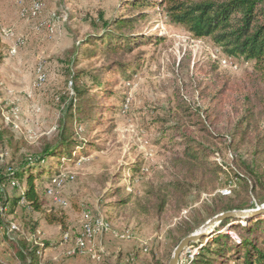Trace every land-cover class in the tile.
Wrapping results in <instances>:
<instances>
[{"label":"rangeland","instance_id":"1","mask_svg":"<svg viewBox=\"0 0 264 264\" xmlns=\"http://www.w3.org/2000/svg\"><path fill=\"white\" fill-rule=\"evenodd\" d=\"M34 2L41 4L36 15L31 13ZM125 2L0 0L3 174L6 168L20 166L43 138L56 133L61 112L75 102L76 82L88 94L104 88L109 93L100 101L102 108L91 128L87 129L85 120L74 124L76 146L71 155L65 151L29 171L41 189L52 175L62 174L55 188L61 202L43 195L44 210L34 211L30 205L18 202L19 194L26 189V175L18 179L16 187L9 179H2L0 202L4 200L5 205L0 203V225L14 221L20 228L15 232L4 229L0 242V262L4 264L17 262V243L11 240L14 234L19 233L26 242L25 236L36 231L42 242L52 243L40 259L43 264H168L176 247L171 229L208 196L191 191L186 201L176 202L171 197L172 181L183 184L181 191L191 188L187 184H196L197 174L191 172L192 160L185 154L181 140L187 136L217 144L220 152L214 160L218 163L240 155L250 159L254 152L250 143H261L246 137L245 144L238 146L239 136L233 133L244 98L250 95L256 106H263L250 84L255 78L252 64L235 57L236 67L234 63H223L227 55L220 48L208 38H192L156 6L145 8L148 15L135 24L134 30L142 32L145 39L131 52L106 55L97 51L91 57L83 53L89 46L85 45L86 36L102 23L100 15L110 20L138 11H127ZM117 62L126 64L124 68L129 70H105L116 67ZM223 87L224 93L215 98ZM209 113L212 115L206 118ZM80 142L85 145L80 147ZM134 162H138L137 172L130 169ZM116 186L121 187L119 196L112 197L109 193ZM234 188L229 181H219L216 192L230 195ZM164 196L167 204L157 214L154 205ZM123 198H128L126 205H112ZM185 202L190 206L180 207ZM85 210L104 216L113 229L131 234L126 240L107 234L98 236L93 247L104 256L103 260L89 254H67L80 231ZM49 212L64 219L66 227L48 223L45 215ZM199 213L204 216V212ZM217 228L237 239L234 230L220 223L209 234ZM66 233L68 239L63 240ZM198 251L199 245L190 243L181 253L179 264H189Z\"/></svg>","mask_w":264,"mask_h":264},{"label":"trees","instance_id":"2","mask_svg":"<svg viewBox=\"0 0 264 264\" xmlns=\"http://www.w3.org/2000/svg\"><path fill=\"white\" fill-rule=\"evenodd\" d=\"M125 6L127 11L133 9L138 11L134 14L116 16L110 20H104L100 15L101 25L93 24L96 27L92 30L96 32L86 36L85 45L89 46L83 49L87 57L93 56L97 51L106 55L131 52L141 43L140 41L145 39L142 32L134 30L135 24L148 15L145 8L156 6L171 22L181 26L192 38H208L224 54L250 62L255 72V78L250 84L256 91L254 95L263 100L261 101L263 106L259 107L253 103L250 95L243 99L242 112L233 131L236 137L239 136L238 146L245 144L243 140L246 137L250 141L255 139L261 142L250 143L254 150L250 159L240 155L238 159L232 157L230 162L218 163L214 160L220 152L217 144L196 141L187 136L181 140L185 154L192 160L191 172L197 174L196 184H187L191 188L181 191L183 184L172 181L169 183L173 191L171 197L179 202L185 200L191 191H196L198 195L205 192L208 196L201 201L200 207L191 208L190 214L181 218L171 229L170 233L176 246L182 238L194 233L202 224L219 213L254 208L264 203V165L262 164L264 161V0H126ZM79 51L77 50L76 53L78 54ZM114 65L117 66L107 67L105 70L125 71L126 69L124 68L126 64L117 62ZM126 70L128 71L129 68ZM97 77L94 76L96 79ZM74 88L75 102H71L61 112L56 133L49 138H43L41 145L26 155L20 166L13 167L12 172L6 168L3 174L0 170V190L4 188V183L1 184L2 179L4 182H8V179L9 182L11 179L18 182L19 178L26 175V189L19 194V198H24V204L20 205H30L34 211L44 210L43 195L47 196V194L45 185L41 189L34 182L36 176L29 171L39 169L50 157L59 158L65 151L71 155L76 146L74 124L85 120L87 129L91 128L102 108L100 101L109 95L107 88L95 90L91 94H88L86 88H81L77 82ZM224 91L225 87L218 90L215 98L221 96ZM205 111L207 110L203 112ZM197 113L200 112L197 110ZM210 115L212 114L209 113L205 117L208 118ZM79 145L83 147L85 143L80 142ZM138 168V162H134L130 167L132 172H137ZM57 173L58 171L55 174ZM219 181L232 183L235 187L232 194L216 192ZM120 188L116 186L109 194L112 197L119 196ZM159 199L154 205L157 214H160L167 204L165 196ZM196 201H199L198 196ZM127 202L128 198H123L112 202V205L124 206ZM0 203L1 206L5 205L4 200ZM189 206L190 204L185 202L180 207ZM199 212H204V216H200ZM263 215L223 219L220 225L234 230L237 239L232 238L229 233H220L217 228L213 235L202 236L198 243L191 242L199 245V251L189 264H227L228 262L264 264ZM45 219L48 223L58 222L62 228L66 227L64 219L51 212L45 215ZM240 219L243 221L238 223ZM234 221L237 223L231 224ZM22 239L24 238L19 233H15L11 238L17 243L14 252L16 264H37L34 249H29L30 242L27 240L24 242ZM204 239H206L205 243H203ZM0 264L4 263L0 262Z\"/></svg>","mask_w":264,"mask_h":264},{"label":"built area","instance_id":"3","mask_svg":"<svg viewBox=\"0 0 264 264\" xmlns=\"http://www.w3.org/2000/svg\"><path fill=\"white\" fill-rule=\"evenodd\" d=\"M41 10V4L39 2H34L32 7H31V13L33 15H36L40 12ZM4 33L7 34L4 30H2ZM11 32H9L10 34ZM234 57L227 55L222 59L223 63H234ZM234 60V61H233ZM248 62V61H247ZM237 65L234 63V67ZM41 78V75H39ZM40 82V81H39ZM42 82V81H41ZM11 171V168H8V171ZM62 174H58L52 179H50L46 184H45V191L46 194L56 202H61L60 199L57 198L56 196V186H59L61 181H62ZM17 181L15 179L10 180L11 185H16ZM19 204H24V198L20 197L19 198ZM62 204H65V202H62ZM83 220L80 226V231L77 236H75V239L73 241V244L67 249V254L68 255H82V254H89L92 258L94 259H100L102 257V254L98 252L93 246V241L98 237V236H103V235H112L114 238L118 239H123L126 240L128 239L131 234L128 230H116L113 229L110 222L106 220V218L102 215H94L90 211L85 210L83 212ZM6 227V228H5ZM4 229L8 231H19L20 228L17 223L14 221H9L7 225L2 226L0 225V242L2 241V236L4 234ZM38 231L32 233V234H27L25 236L26 240L30 242L29 249L33 250L35 252V255L37 257V264H43L40 259L42 258L45 250L47 247L51 246L52 243H47L42 242L39 239L38 236ZM68 239V233H66L63 237V240ZM62 243V240L60 241Z\"/></svg>","mask_w":264,"mask_h":264},{"label":"water","instance_id":"4","mask_svg":"<svg viewBox=\"0 0 264 264\" xmlns=\"http://www.w3.org/2000/svg\"><path fill=\"white\" fill-rule=\"evenodd\" d=\"M261 214H264V205L249 209L229 210L211 217L201 227V229H205V231L207 232H203L201 229H199L198 231H195L194 233L187 235L180 240V242L176 245L168 264H179L180 255L183 250L188 247L191 242H197L202 236L209 234L211 229L216 224L220 223L223 219L234 217L243 218L247 216H255Z\"/></svg>","mask_w":264,"mask_h":264}]
</instances>
